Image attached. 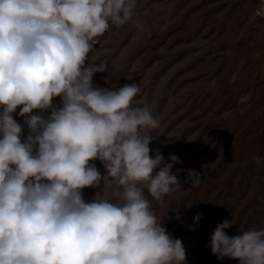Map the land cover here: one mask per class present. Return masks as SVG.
Listing matches in <instances>:
<instances>
[{
  "label": "clouds",
  "instance_id": "obj_1",
  "mask_svg": "<svg viewBox=\"0 0 264 264\" xmlns=\"http://www.w3.org/2000/svg\"><path fill=\"white\" fill-rule=\"evenodd\" d=\"M137 3L0 0V264H186L182 240L152 203L182 186L179 157L165 163L150 147L159 118L148 104L132 106L138 83H93L108 64L89 54L110 26H140ZM202 176L188 169L183 182L195 187ZM102 184L106 196L84 198ZM233 223L216 226L211 253L264 264V229L229 236Z\"/></svg>",
  "mask_w": 264,
  "mask_h": 264
},
{
  "label": "rangeland",
  "instance_id": "obj_2",
  "mask_svg": "<svg viewBox=\"0 0 264 264\" xmlns=\"http://www.w3.org/2000/svg\"><path fill=\"white\" fill-rule=\"evenodd\" d=\"M135 20L140 26H110L98 38L90 60L107 63L108 71L93 83H138L132 106L148 104L159 118L160 127L148 130L150 147L165 163L179 157L173 171L180 170L182 186L152 203L182 240L186 264H239L218 259L209 245L225 220H235L229 236L264 229V0H138ZM53 104L60 107V99ZM188 169L203 175L198 186L183 182ZM109 192L103 184L83 190L86 200Z\"/></svg>",
  "mask_w": 264,
  "mask_h": 264
}]
</instances>
